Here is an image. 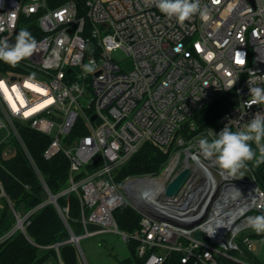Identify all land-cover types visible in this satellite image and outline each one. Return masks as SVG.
Segmentation results:
<instances>
[{
  "label": "built area",
  "instance_id": "2783aa9c",
  "mask_svg": "<svg viewBox=\"0 0 264 264\" xmlns=\"http://www.w3.org/2000/svg\"><path fill=\"white\" fill-rule=\"evenodd\" d=\"M50 1L0 0V41L21 29L37 41L35 53L17 66L0 61V166L18 146L28 153L19 127H29L50 138L44 159L68 158L69 187L60 195L80 201L84 233L75 235L69 205L61 208L50 195L47 203L59 211L70 238L42 248L60 257V247L71 244L79 254L82 239L118 234L137 243L142 264H165L172 253L181 254L183 264H250L234 254L253 252V236L242 234L252 229L249 216L264 213V191L251 172L253 180H239L215 157L205 158L198 141L216 138L225 126L236 131L264 113V103L249 107L250 88L264 89V0H200L208 16L183 24L163 15L157 0H66L58 7ZM118 51L125 53L122 62L113 57ZM90 61L96 70L85 74ZM230 92L235 105L216 128L196 134L197 112ZM78 126L87 133L70 140ZM146 143L171 151L163 180L117 182V171ZM180 169L189 170L187 179L164 196V185ZM4 200L16 224L0 245L17 231L26 234L35 212L19 214L0 179V213ZM125 203L141 215L131 234L119 229L114 215ZM198 218L192 228L181 225Z\"/></svg>",
  "mask_w": 264,
  "mask_h": 264
},
{
  "label": "trees",
  "instance_id": "16d2710c",
  "mask_svg": "<svg viewBox=\"0 0 264 264\" xmlns=\"http://www.w3.org/2000/svg\"><path fill=\"white\" fill-rule=\"evenodd\" d=\"M65 1L51 0L50 4L52 7H58ZM236 101L234 92L220 94L210 105L197 112L193 117L197 126L196 134L216 128L221 116L235 105ZM19 133L28 153L18 146L15 157L3 161L0 166V179L8 199L19 214L26 215L34 210L35 212L25 225L26 234L17 231L0 245V264H42L47 262L50 256L58 259L55 249L42 247L62 243L70 238L59 211L52 203H47L50 195L58 197L57 202L61 208L69 205L68 223L75 235L84 233L80 201L74 194L60 195L68 189L70 179V163L65 154L60 153L51 160H46L43 153L50 143V138L26 126L19 127ZM86 133L85 128L78 126L71 132L70 140ZM252 147L256 149L255 143H252ZM170 159L171 151L165 152L146 143L117 171V182L121 183L128 178L158 177ZM248 169L264 191V163L256 166L254 162H248ZM4 203L5 207L0 213V236L12 230L16 224L8 202L4 200ZM114 215L121 231L131 234L139 228L141 215L129 204L120 206ZM127 245L129 256L121 260L120 264H142V259L137 256V243L129 241ZM240 254H247L253 259L251 252ZM60 256L64 264H79L76 248L71 244L60 247ZM181 256L179 253H172L167 257L165 264H183ZM223 264L235 263L224 261Z\"/></svg>",
  "mask_w": 264,
  "mask_h": 264
},
{
  "label": "clouds",
  "instance_id": "9594fccd",
  "mask_svg": "<svg viewBox=\"0 0 264 264\" xmlns=\"http://www.w3.org/2000/svg\"><path fill=\"white\" fill-rule=\"evenodd\" d=\"M159 11L168 19L175 18L180 24L199 14L205 18L209 8L201 7L200 0H157ZM15 44L10 45L7 40L0 41V61L15 67L22 60L30 58L37 50V41L27 29H21L15 37ZM96 69L94 62L83 65L85 74ZM252 96L249 107L254 104L264 103V89L250 88ZM255 143L256 149H253ZM200 153L205 158L215 157L220 169L232 177L243 176L248 168V162L256 166L264 163V113H255L243 128L236 131L225 126L216 138L209 140L207 137L198 141ZM257 150L259 155H257ZM248 225L257 233H264V213L247 218ZM215 231L207 232L212 236Z\"/></svg>",
  "mask_w": 264,
  "mask_h": 264
},
{
  "label": "rangeland",
  "instance_id": "374dc122",
  "mask_svg": "<svg viewBox=\"0 0 264 264\" xmlns=\"http://www.w3.org/2000/svg\"><path fill=\"white\" fill-rule=\"evenodd\" d=\"M113 57L116 62H122L126 58L123 51H118ZM10 141H14V138H11ZM180 167H183L182 162L180 163ZM237 177L239 180H253L248 168L247 170H244L242 177ZM148 178L154 180H163L164 177L159 175L158 177ZM242 235L253 236V252H251L253 259L249 258L247 254L242 255L240 253H235V257L240 259L242 262L250 264H264V233H257L255 230L249 229ZM257 236H259V238ZM80 246L82 252H79L78 254V251L76 250L79 264H120L121 260H124L129 256L127 242L124 241L123 237L118 234H108L103 240L101 237L84 238L81 240ZM60 257L58 255V259H55L53 256H50L48 261L42 264H62L63 261Z\"/></svg>",
  "mask_w": 264,
  "mask_h": 264
},
{
  "label": "water",
  "instance_id": "95a60500",
  "mask_svg": "<svg viewBox=\"0 0 264 264\" xmlns=\"http://www.w3.org/2000/svg\"><path fill=\"white\" fill-rule=\"evenodd\" d=\"M10 45H14L15 44V38L8 40L7 41ZM127 67L130 68V63L127 64ZM189 175V170L188 169H180L178 170L170 179L169 181L164 185L163 189H162V194L164 196H172L175 194V192L183 185L184 181L187 179ZM50 200L52 201H56L57 197L51 195ZM201 222V219H195L193 221H189V222H182L181 225L187 228H192L196 225H198ZM195 236L197 238H201L202 234L200 233H196ZM204 240L206 242H209V238H204Z\"/></svg>",
  "mask_w": 264,
  "mask_h": 264
},
{
  "label": "crops",
  "instance_id": "0c3cea01",
  "mask_svg": "<svg viewBox=\"0 0 264 264\" xmlns=\"http://www.w3.org/2000/svg\"><path fill=\"white\" fill-rule=\"evenodd\" d=\"M108 234H105V235H102V236H98V237H101V239L103 240L104 237H106ZM101 242V241H100Z\"/></svg>",
  "mask_w": 264,
  "mask_h": 264
}]
</instances>
